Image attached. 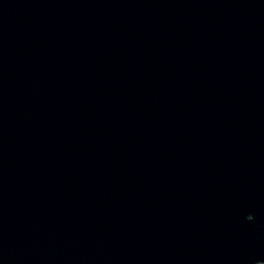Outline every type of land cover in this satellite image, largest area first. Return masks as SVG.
I'll list each match as a JSON object with an SVG mask.
<instances>
[{
	"label": "water",
	"instance_id": "95a60500",
	"mask_svg": "<svg viewBox=\"0 0 264 264\" xmlns=\"http://www.w3.org/2000/svg\"><path fill=\"white\" fill-rule=\"evenodd\" d=\"M0 264H264V0H0Z\"/></svg>",
	"mask_w": 264,
	"mask_h": 264
},
{
	"label": "snow or ice",
	"instance_id": "6c2138e0",
	"mask_svg": "<svg viewBox=\"0 0 264 264\" xmlns=\"http://www.w3.org/2000/svg\"><path fill=\"white\" fill-rule=\"evenodd\" d=\"M249 216H251V215H249ZM252 217V216H251Z\"/></svg>",
	"mask_w": 264,
	"mask_h": 264
}]
</instances>
